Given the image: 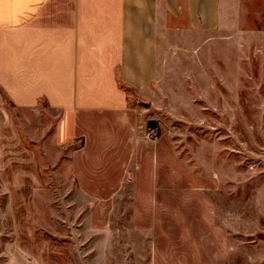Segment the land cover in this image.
Wrapping results in <instances>:
<instances>
[{"label": "rangeland", "instance_id": "rangeland-1", "mask_svg": "<svg viewBox=\"0 0 264 264\" xmlns=\"http://www.w3.org/2000/svg\"><path fill=\"white\" fill-rule=\"evenodd\" d=\"M253 30L242 43L161 45L169 74L153 97L128 89L154 122L142 146L108 149L107 186L71 182L80 143H54L58 111L13 107L14 144L43 181L0 170V264H264V26ZM184 52L199 61L176 60Z\"/></svg>", "mask_w": 264, "mask_h": 264}, {"label": "crops", "instance_id": "crops-1", "mask_svg": "<svg viewBox=\"0 0 264 264\" xmlns=\"http://www.w3.org/2000/svg\"><path fill=\"white\" fill-rule=\"evenodd\" d=\"M263 23L264 0H0V170L16 163L41 185L34 152L15 145L12 109L40 114L43 103L60 113L54 143H80L74 154L83 165L67 162L71 182L107 186L108 149L116 141L142 146L143 128L154 122L128 89L153 97L152 84L169 74L161 45L242 43ZM53 166L55 174L62 163ZM11 181L2 183L23 186Z\"/></svg>", "mask_w": 264, "mask_h": 264}, {"label": "built area", "instance_id": "built-area-1", "mask_svg": "<svg viewBox=\"0 0 264 264\" xmlns=\"http://www.w3.org/2000/svg\"><path fill=\"white\" fill-rule=\"evenodd\" d=\"M145 137L147 140L156 141L158 139V133L155 129H148L145 132Z\"/></svg>", "mask_w": 264, "mask_h": 264}]
</instances>
